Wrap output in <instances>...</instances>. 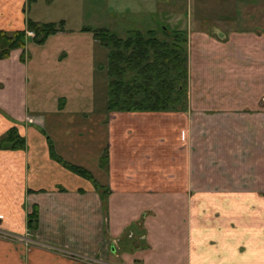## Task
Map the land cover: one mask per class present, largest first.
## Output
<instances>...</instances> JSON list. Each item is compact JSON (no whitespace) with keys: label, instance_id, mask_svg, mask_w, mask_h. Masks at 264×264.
Listing matches in <instances>:
<instances>
[{"label":"crops","instance_id":"0c3cea01","mask_svg":"<svg viewBox=\"0 0 264 264\" xmlns=\"http://www.w3.org/2000/svg\"><path fill=\"white\" fill-rule=\"evenodd\" d=\"M73 1L0 0V30ZM196 1L217 8L210 28L158 23L186 34L180 111H108L97 25L26 35L0 59V138L24 140L0 147V264H264V0Z\"/></svg>","mask_w":264,"mask_h":264},{"label":"trees","instance_id":"16d2710c","mask_svg":"<svg viewBox=\"0 0 264 264\" xmlns=\"http://www.w3.org/2000/svg\"><path fill=\"white\" fill-rule=\"evenodd\" d=\"M64 20L57 22L26 21V29L6 32L0 30V59L16 48H23L26 30L34 32L32 39L42 43L46 37L64 29ZM94 36L107 49V109L108 111H180L187 106L188 53L185 31L165 26L145 32L131 30L121 38L108 28L93 30ZM170 38L173 42L166 41ZM128 73L131 78L126 79ZM184 93V97L180 96ZM176 95V96H175ZM183 95V94H182ZM24 140L16 128H10L0 138V147L18 148ZM72 171L89 178V172L75 165ZM33 227L36 213L30 214ZM32 224V225H31Z\"/></svg>","mask_w":264,"mask_h":264},{"label":"rangeland","instance_id":"374dc122","mask_svg":"<svg viewBox=\"0 0 264 264\" xmlns=\"http://www.w3.org/2000/svg\"><path fill=\"white\" fill-rule=\"evenodd\" d=\"M142 1L143 0H74L73 6H66V8L63 9H58L57 6V9L54 11L55 14H50L49 16L53 17L55 22L59 20H65V24H63L65 28L72 27L74 25H82L86 27L97 25L110 29V31H112L121 38L127 37L129 31L131 30L141 29V27H143L142 24H144L143 19L145 18L147 20L146 24L151 23L152 27L155 23H157V26L155 25V30H157V36L164 37L160 34L161 27H159L158 25L160 21L168 23L171 21L170 19H174L175 17H177L180 22H184V24H187V26L190 28L192 27V24L195 23L196 20L200 19L201 17L204 19L206 18L208 20L204 24L205 28H210L213 24V22H210V20L216 17V13L218 11L217 8L213 6V8L211 7L210 10L206 9L205 11L206 7H201V2L196 0H159L160 2H166L168 5L170 3H173L174 1H180L179 3H181V8L177 11H169L168 9V11L163 9H158L157 11L154 10V15L150 13V11L143 12V10L135 8L139 5H142ZM48 9L53 10L52 7H48ZM128 25H133L135 29L126 30V28H123L122 30H120L121 27H125ZM140 31L145 32L146 30ZM165 40L173 42L169 37ZM99 71H101V69H99ZM131 76L132 73H128L126 79L131 78ZM188 93L189 91L187 82V101L189 96ZM182 94L180 96L184 97V93Z\"/></svg>","mask_w":264,"mask_h":264},{"label":"built area","instance_id":"2783aa9c","mask_svg":"<svg viewBox=\"0 0 264 264\" xmlns=\"http://www.w3.org/2000/svg\"><path fill=\"white\" fill-rule=\"evenodd\" d=\"M26 34H27L28 36H33V35H34V32L28 30V31H26ZM0 237H2V238H11V237H12V234L9 233V232H7V231H5V230L0 229ZM25 241H26V242H29V240H27V239H26ZM66 253H67V255L70 256V257H76V256L79 255V254H76V253H73V252H70V251H66ZM86 259H88V258H86ZM92 262H93L94 264H108V263H106L105 261H103V260H98V259H92Z\"/></svg>","mask_w":264,"mask_h":264}]
</instances>
